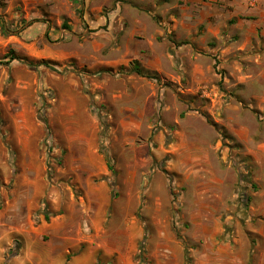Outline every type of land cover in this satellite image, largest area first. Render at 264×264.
I'll return each mask as SVG.
<instances>
[{
	"label": "rangeland",
	"instance_id": "1",
	"mask_svg": "<svg viewBox=\"0 0 264 264\" xmlns=\"http://www.w3.org/2000/svg\"><path fill=\"white\" fill-rule=\"evenodd\" d=\"M253 5L0 0V144L13 174H35L24 198L35 223L69 202L105 203L98 227L84 212L83 235L132 247L124 264H257L264 28Z\"/></svg>",
	"mask_w": 264,
	"mask_h": 264
},
{
	"label": "crops",
	"instance_id": "2",
	"mask_svg": "<svg viewBox=\"0 0 264 264\" xmlns=\"http://www.w3.org/2000/svg\"><path fill=\"white\" fill-rule=\"evenodd\" d=\"M250 2L254 4L251 9L259 12L258 20L264 28V0ZM4 148L0 144V196L5 198V205L0 207V264H103L98 261L99 255L105 264H111L107 261H112L113 256H118L119 264H124V257L131 253L132 247L126 253L117 245L120 242H94L83 235L84 212L89 214L87 225L98 227L106 220L105 203L94 209L91 205L69 202L50 220L42 218L35 223L32 214L36 207L30 200L26 205L24 199L36 187L35 174L30 171L13 174ZM125 241L131 245L134 238L129 235ZM85 242H89L87 246ZM216 257L220 261L227 259H222L220 254ZM255 259L257 264H264V253H257Z\"/></svg>",
	"mask_w": 264,
	"mask_h": 264
},
{
	"label": "trees",
	"instance_id": "3",
	"mask_svg": "<svg viewBox=\"0 0 264 264\" xmlns=\"http://www.w3.org/2000/svg\"><path fill=\"white\" fill-rule=\"evenodd\" d=\"M17 57H13V59H16ZM133 69L139 74V75H143V76H151L147 73H145V71L140 67V64L137 60L133 61ZM12 254H14V252H12Z\"/></svg>",
	"mask_w": 264,
	"mask_h": 264
}]
</instances>
